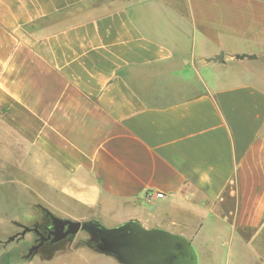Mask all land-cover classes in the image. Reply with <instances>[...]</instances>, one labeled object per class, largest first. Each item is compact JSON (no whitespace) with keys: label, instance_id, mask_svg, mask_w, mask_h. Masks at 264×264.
I'll return each mask as SVG.
<instances>
[{"label":"crops","instance_id":"1","mask_svg":"<svg viewBox=\"0 0 264 264\" xmlns=\"http://www.w3.org/2000/svg\"><path fill=\"white\" fill-rule=\"evenodd\" d=\"M0 118L66 217L252 244L264 0H0Z\"/></svg>","mask_w":264,"mask_h":264},{"label":"rangeland","instance_id":"2","mask_svg":"<svg viewBox=\"0 0 264 264\" xmlns=\"http://www.w3.org/2000/svg\"><path fill=\"white\" fill-rule=\"evenodd\" d=\"M225 70L234 73L239 71L233 67ZM243 72L247 74L243 75L247 80L255 77L253 74ZM213 75L214 71L210 73V76ZM202 77L209 82L208 73L202 72ZM27 151V143L20 139L15 131L10 130L6 123H2L0 118V264H120L114 257L94 249L92 237L86 231H80L72 240L57 245L51 252L40 251L30 259H26V256L35 246L37 238L33 231L9 242L12 237L22 233L24 228L32 229L36 225L49 223L46 210L57 218L75 222H79L76 218L85 215L82 208L71 205L70 211L72 214L75 213L74 217L65 216L66 211L58 204L57 195L45 182L35 180L32 157L26 153ZM78 210L79 213L76 212ZM172 215L173 220L179 222L182 212H174ZM92 221L112 227L100 218ZM162 227L161 229L173 234H175L173 231H177L176 227ZM183 237L192 242L198 252L200 264H264V230L254 237L252 244L247 245L239 241L230 244V241L219 240L216 234L206 232L202 234L201 243L193 241L192 236ZM71 246L74 248L72 252L43 261L52 254L69 251Z\"/></svg>","mask_w":264,"mask_h":264},{"label":"water","instance_id":"3","mask_svg":"<svg viewBox=\"0 0 264 264\" xmlns=\"http://www.w3.org/2000/svg\"><path fill=\"white\" fill-rule=\"evenodd\" d=\"M255 58L256 56H244ZM222 56L213 61H222ZM54 231L48 238L30 249L27 258H32L51 239L59 243L68 237L74 238L80 231L88 232L92 237V246L99 253L114 257L120 264H200L197 250L185 237L173 234L161 228H145L140 222L131 220L116 227H107L96 221L75 222L55 217L48 210ZM30 228H24L20 237H24ZM34 231L39 233L37 227ZM19 236L12 237L13 242Z\"/></svg>","mask_w":264,"mask_h":264},{"label":"flooded vegetation","instance_id":"4","mask_svg":"<svg viewBox=\"0 0 264 264\" xmlns=\"http://www.w3.org/2000/svg\"><path fill=\"white\" fill-rule=\"evenodd\" d=\"M49 219H50V218H49ZM35 227H37L39 233H37V232L34 231V228H35ZM35 227L32 228V231H33V232L36 234V236H37V238H36V242H35V245H37V244H39V243L41 242V238H44V239H45V238H48L49 235L54 231V227H53V225H52L51 220H50V222L47 223V224H44V225H42V226H40V225H36ZM20 234H21V233H20ZM20 234L18 235L19 237H18L17 239L21 238V237H20ZM52 238H53V236H51V239L44 241V245L39 249L38 253H39L40 251H41V252H42V251L51 252V250H53L57 245H59V244H61V243H63V242H67V241L72 240V237H68L67 239H65V240H63V241L54 244V243L51 242Z\"/></svg>","mask_w":264,"mask_h":264},{"label":"trees","instance_id":"5","mask_svg":"<svg viewBox=\"0 0 264 264\" xmlns=\"http://www.w3.org/2000/svg\"><path fill=\"white\" fill-rule=\"evenodd\" d=\"M46 217H47V216H46ZM47 218H49V217H47ZM53 256H54V255L52 254V255H50V256H48V257H45V259H51Z\"/></svg>","mask_w":264,"mask_h":264},{"label":"built area","instance_id":"6","mask_svg":"<svg viewBox=\"0 0 264 264\" xmlns=\"http://www.w3.org/2000/svg\"><path fill=\"white\" fill-rule=\"evenodd\" d=\"M158 198H161L162 197V194H157ZM148 199H151V198H148Z\"/></svg>","mask_w":264,"mask_h":264}]
</instances>
